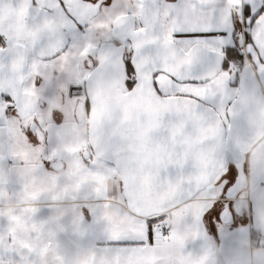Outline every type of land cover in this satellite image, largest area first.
I'll use <instances>...</instances> for the list:
<instances>
[{
	"label": "snow or ice",
	"instance_id": "snow-or-ice-1",
	"mask_svg": "<svg viewBox=\"0 0 264 264\" xmlns=\"http://www.w3.org/2000/svg\"><path fill=\"white\" fill-rule=\"evenodd\" d=\"M251 97L264 102V0H0V264H61L45 209L28 231L6 215V174L33 156L34 184L57 182L40 197L74 201L48 214L78 220L111 264H229L236 238L264 245Z\"/></svg>",
	"mask_w": 264,
	"mask_h": 264
},
{
	"label": "crops",
	"instance_id": "crops-1",
	"mask_svg": "<svg viewBox=\"0 0 264 264\" xmlns=\"http://www.w3.org/2000/svg\"><path fill=\"white\" fill-rule=\"evenodd\" d=\"M75 133H79L76 125L72 126ZM260 145H255L249 153V160L253 168L264 166V153L259 151L260 147H264V137L260 140ZM36 156H33V164L27 169L10 168L6 174V180H10L9 190L13 193L8 198L6 215L12 216V223L16 228L28 231L26 226V218H31L35 209L43 208L45 212L42 215L47 219L41 225L44 239L51 244V254L54 258L61 261V264H111V262L100 253L95 246V238L91 235L85 236L79 228L78 220H72L71 223L67 219L60 221L58 215H49L47 209L62 210L67 207L74 206V201L63 198V190H61V198L56 200H47L40 197V193L55 191L57 188L56 179L46 182L47 187H38L31 178V173L35 167ZM9 163H11L9 161ZM71 174H69L70 176ZM253 178H248L245 191L251 192ZM250 189V191H249ZM249 191V192H248ZM40 197L39 202L37 198ZM257 227L264 231V209H261L257 215ZM15 230V229H14ZM240 244L246 245L243 251H237L234 258L229 264H264V249L255 246V240L250 243L246 238H236L234 247ZM213 247H209L207 255L213 253ZM60 255H57V254Z\"/></svg>",
	"mask_w": 264,
	"mask_h": 264
},
{
	"label": "water",
	"instance_id": "water-1",
	"mask_svg": "<svg viewBox=\"0 0 264 264\" xmlns=\"http://www.w3.org/2000/svg\"><path fill=\"white\" fill-rule=\"evenodd\" d=\"M23 15V13H21ZM245 106H251L254 114L258 118V127L256 133L251 137V142L245 146L244 151L248 152L264 137V102L258 97H251L245 102ZM247 184V180L244 181V185Z\"/></svg>",
	"mask_w": 264,
	"mask_h": 264
},
{
	"label": "rangeland",
	"instance_id": "rangeland-1",
	"mask_svg": "<svg viewBox=\"0 0 264 264\" xmlns=\"http://www.w3.org/2000/svg\"><path fill=\"white\" fill-rule=\"evenodd\" d=\"M59 100H60V99H59ZM54 102H57V105H59V103H61L60 101H58L57 97H56V99L54 100ZM59 107H60L63 111H65V112H67V113L70 114V110H69V107H68V106L63 105V104H60ZM82 131H83V129H82V128H79V132H82ZM249 191H250V189H249ZM249 191H248V192H249ZM249 194H250V193H249Z\"/></svg>",
	"mask_w": 264,
	"mask_h": 264
},
{
	"label": "flooded vegetation",
	"instance_id": "flooded-vegetation-1",
	"mask_svg": "<svg viewBox=\"0 0 264 264\" xmlns=\"http://www.w3.org/2000/svg\"><path fill=\"white\" fill-rule=\"evenodd\" d=\"M73 71H76V70L74 69ZM57 99H58V101H60V100H59V99H60L59 96H57ZM60 102H61V101H60ZM60 104H63V103H59V105H60ZM59 105H57V102H54V106H55V107L60 108ZM63 105H65V104H63ZM66 106H67V105H66Z\"/></svg>",
	"mask_w": 264,
	"mask_h": 264
},
{
	"label": "built area",
	"instance_id": "built-area-1",
	"mask_svg": "<svg viewBox=\"0 0 264 264\" xmlns=\"http://www.w3.org/2000/svg\"><path fill=\"white\" fill-rule=\"evenodd\" d=\"M255 246L264 249V245H260V246H258L257 243H256V241H255Z\"/></svg>",
	"mask_w": 264,
	"mask_h": 264
},
{
	"label": "bare ground",
	"instance_id": "bare-ground-1",
	"mask_svg": "<svg viewBox=\"0 0 264 264\" xmlns=\"http://www.w3.org/2000/svg\"><path fill=\"white\" fill-rule=\"evenodd\" d=\"M247 182H248V179H247Z\"/></svg>",
	"mask_w": 264,
	"mask_h": 264
}]
</instances>
